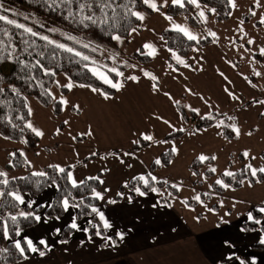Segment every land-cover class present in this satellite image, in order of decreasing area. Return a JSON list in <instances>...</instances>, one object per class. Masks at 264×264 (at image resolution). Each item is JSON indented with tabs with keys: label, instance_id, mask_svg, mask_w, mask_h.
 <instances>
[{
	"label": "rangeland",
	"instance_id": "374dc122",
	"mask_svg": "<svg viewBox=\"0 0 264 264\" xmlns=\"http://www.w3.org/2000/svg\"><path fill=\"white\" fill-rule=\"evenodd\" d=\"M156 3L159 6L164 3V0H156ZM228 3L231 11L226 21H217L215 15L207 8L204 10L208 16V23L198 22L200 29L191 27L183 16L181 19L192 32L202 39L208 37L213 42V37L209 33L214 32L219 38L214 43L218 44L224 50L225 55L238 65L244 77L251 78L256 87H252L246 80V85L249 88L245 84L239 85L242 90V96L239 98L246 100L248 104L241 106L240 101L239 104L222 114L224 118L212 115L216 121L210 128L195 131L190 129L177 139L161 140L162 143L156 142L135 148L132 141L139 137L136 134L139 121L133 109L127 105L122 89L120 91L114 89V93L106 94L109 98L105 99L104 95H101L104 92L101 90L93 92L90 87H73L71 90L66 87H58L57 81L60 85L69 82V77L58 74L54 84L48 90L51 95L48 96L50 102L47 105L33 97L26 98L27 109H31L28 123L30 122L34 127L43 131V137L36 136L38 141L31 148L23 140L5 139L0 136V170L6 171L8 178L11 179L12 177L25 176L33 171H45L49 165H60L66 169L72 166L68 170L72 172L78 183L89 179V177H99V180L103 181V183L99 182L97 190L103 194V199H98L101 201H111L117 196L126 197L130 192H136L135 189L139 188L138 184L132 187L133 183L139 181L144 185L143 181L137 179L138 177L144 176L149 181L154 176L156 177L154 182L165 183L167 181L165 184L170 187L173 184L179 185L180 190L175 188L176 194L174 195L163 193L162 190V198L170 199L174 204L183 202L188 206L187 213H190L191 216L199 215L203 220L199 225L204 228L212 227L215 222H221L222 219L223 221L241 220L246 218L252 209L258 210V208L264 207V184L253 182L252 187H248L247 184L237 187L231 185L235 191H225L215 184L216 179L224 180L222 174L225 170L239 173L246 169L247 164L264 167V106L259 103L262 101V94H264V77H257L253 74V69L264 73V56L260 55V49L264 48V25L259 23L260 19L264 17V0H259L260 7L255 6L256 0H235V8L231 6L232 0H228ZM169 5H172L171 0H168ZM167 7H163L160 12H154L153 16L140 11L145 14V20L140 29L144 31L143 34L152 45H155L156 36L161 40L160 28L161 30L170 28L169 21L161 14H165ZM191 7L196 16L199 9L192 5ZM251 11H255L256 15H251ZM0 15L70 47L71 45L67 43L69 40L65 39L61 33L74 35L84 42L90 41L43 16L6 0H0ZM196 18L199 21V17ZM240 21H243L242 25ZM53 28L57 31H50ZM136 35L134 34L130 38L128 47L123 48L125 53L116 45L115 47H104L120 53L121 60L117 62L118 64L126 60L137 66V59L134 58V55L141 54L136 50L137 53L135 52L133 56L129 55L133 48L137 47L134 46L138 40ZM249 39L255 43L249 45L247 43ZM84 50L78 51L94 58L101 65L115 66L110 59H107V53ZM253 60L257 62L252 63ZM127 68L129 67H120L119 70ZM109 76L114 82L120 79V77H115L114 73H109ZM61 98L67 100L68 104H60ZM54 102H58L59 106L56 107ZM73 105H78L79 111L74 109ZM57 108H59L58 111ZM218 123L219 126H217ZM232 125L240 129L239 137L232 131ZM188 128L187 125L185 130ZM89 131L92 133L91 135L86 134ZM115 147L120 151L108 152ZM173 147L177 149L175 154L172 153ZM94 150L106 152L99 153L100 155L94 159L84 162L85 155L94 152ZM245 152L256 159H246L243 155ZM9 153H19L20 155L23 153L21 155L23 164L20 168L8 167L9 161L12 162L14 158H18L16 155L14 158L11 157ZM125 153H129V155H125ZM167 154H170L171 157L169 163L165 165L162 158ZM202 154L210 157L215 156L217 159L202 163L197 159ZM157 159L161 161L160 165L155 163ZM26 160L31 162V168L28 167ZM209 166L215 167L216 173L209 172ZM243 179L247 180L251 177L247 176ZM210 185L211 187H209ZM171 196H175L177 199H173ZM196 196L200 197V202L195 200ZM39 199H35L37 204L43 203L39 202ZM234 201H240V203L234 204ZM226 213H230V215H225ZM64 219L67 218L64 217Z\"/></svg>",
	"mask_w": 264,
	"mask_h": 264
},
{
	"label": "crops",
	"instance_id": "0c3cea01",
	"mask_svg": "<svg viewBox=\"0 0 264 264\" xmlns=\"http://www.w3.org/2000/svg\"><path fill=\"white\" fill-rule=\"evenodd\" d=\"M153 14L154 12L151 11L150 15ZM172 18L178 24L186 25L181 16ZM159 31L161 34L163 30L160 28ZM143 33L141 29L136 35L139 43H135L134 46L137 47L133 48L130 56L137 53L138 49L148 51L141 47L149 43ZM132 36H128L123 44L114 41L116 47H120L124 52L123 48L128 47ZM154 44L158 54L155 58L147 55L150 59L149 63L137 60L138 65L135 68L122 70L125 77L130 75L139 77V82L126 81L122 88L127 105L133 109L139 121L138 130L135 128L138 131L137 135L151 134L155 141L161 142L164 137L177 132L165 125L163 120H168L175 128L185 129L189 125L179 113L173 100H169L164 95L165 92L179 101L186 112L189 109L184 107L185 105L199 109L200 117L208 113L225 114L240 103L242 90L239 85H246V81L238 65L225 55L218 44L211 42L198 48L199 51H193V48L185 58L180 56L191 66L188 68L178 64L171 57L163 39L160 40L156 36ZM172 68L177 71H172ZM144 72L158 78L159 92L153 91L152 84L156 82L144 76ZM220 73L224 75L221 76ZM246 86L249 88L248 85ZM225 88L239 99H231ZM186 89H190L195 95L189 94ZM200 96L208 99L213 107L209 109L199 98ZM262 104L264 106V103ZM156 116L162 117V120H157ZM112 151L120 150L115 147L108 152ZM105 152L94 150L85 155L84 162ZM55 191V186L48 187L39 196L33 198L27 195L25 199L40 198L38 201L43 203L37 205L51 204ZM161 193L162 191L150 189L143 196L137 191L126 197L117 196L111 200L115 203L98 200L93 207L99 209L112 225L111 228L104 229L99 216L92 212L101 230L100 236L96 233L88 234L87 227L95 226L96 223H93L91 218H85L76 221L81 230H73L67 243H60L61 240L55 230L59 229L61 232L69 226L75 208L64 212L59 220L53 218L47 224H36L33 228L23 231L22 237L26 235L34 242L46 238L52 251L47 252L44 257L30 253L27 260L23 259L15 264H239L240 260L245 261V264H251L253 260L256 264H264V248L256 249V246L264 247L259 243V240L264 238V213H261L260 228L250 232L241 231L242 224L248 222L247 217L226 223L215 222L214 226L204 228L199 225L203 221L199 215L191 216L186 212L188 206L183 202L174 204L170 199L162 198ZM163 193L174 195L167 191ZM171 197L177 199L175 196ZM42 211L39 213L43 214ZM120 235H123V240L119 238ZM52 241L56 243L52 244Z\"/></svg>",
	"mask_w": 264,
	"mask_h": 264
},
{
	"label": "snow or ice",
	"instance_id": "6c2138e0",
	"mask_svg": "<svg viewBox=\"0 0 264 264\" xmlns=\"http://www.w3.org/2000/svg\"><path fill=\"white\" fill-rule=\"evenodd\" d=\"M46 4L49 3V0H44ZM75 2L78 5V10L76 12H73L71 10V5ZM141 2L147 6V8L151 9L153 12H160V9L163 7L168 6V0H164V3L161 5H157L156 0H141ZM137 0H59V4H57V0H51V4L49 6L51 7L52 4H56L59 6L60 4L67 5V16L66 19H70V22L75 23L83 27L84 29H88L89 27H96L99 28L101 31H103L106 35L111 36V39L115 41L117 44H123L126 37L120 35V34H114L112 29H119V22L121 20H129L130 17H134L137 21H140L141 24H143L145 20V14L136 11ZM172 6L178 7L180 9H185L186 5H192L196 9H199V11L196 13V16L193 17V19H196V17H199V23L207 24L208 23V16L205 14V10L211 12L213 15L216 14L215 9L208 8L207 4H202L201 0H171ZM231 6L233 8L236 7L235 0H232ZM256 7H260L259 0H256ZM97 12L99 14H97ZM122 13V15H121ZM164 15V18L169 21L170 28L167 30L175 31L177 33L182 34L188 41H194L197 44L201 42L202 37L198 36L194 32H192L186 25L178 24L176 23L172 16L166 15L164 13H161ZM251 15L255 16L256 12L251 11ZM27 19V17H25ZM185 20H187V16H185ZM0 21H5L6 23L10 25H14L15 28L21 29L23 34L30 35L33 38H38L40 40H43L46 42V45L53 47L54 49L60 50L64 53H68L73 57L79 58L77 62L80 61H88L92 67L89 68V71L92 72L93 76H95L97 79L101 80L104 84L108 85L109 87L115 89L116 91H120L124 87V83L126 81H133V82H139V77L135 75H130L125 77L124 72L120 71V67H129V68H135V65L130 64L128 61H122V63H117L121 60L120 53L115 50H109L108 48L95 43L94 41H88L84 42L83 40L77 38L74 35L68 34V33H61L65 37V39L71 41L74 44H79L81 48L88 49L91 52H100V53H107V59H110L115 65L114 67H107L105 65L99 64L94 58H90L88 55L83 54L81 51L76 50L73 47H70L64 43H60L57 41H54L50 39L47 35H43L40 33H37L32 28L27 27L23 24L16 23L12 20L7 19V17L0 15ZM111 21V23H110ZM130 23V20H129ZM260 24L264 25V17H262L259 21ZM240 24H243V21H240ZM52 32H56L57 29H50ZM122 31L127 32L128 36H132L134 34H139L137 27H126ZM241 31L243 29L241 28ZM213 37V42L218 40L219 38L216 36L214 32L209 33ZM7 35V33H5ZM9 38V43H10ZM163 39V37L161 38ZM23 43L27 46L23 51H27L28 47H33L35 44V40H33L31 43L24 39ZM235 43V41H233ZM249 45L255 43L253 40L249 39L247 41ZM142 49H147V52L142 51L141 49H138L137 51L141 55H149L155 58V56L158 54L157 50L154 45L150 43H145L142 46ZM246 51H251L250 49H245ZM5 51L4 47V40L0 39V53ZM171 53V57L176 60V62L186 68L191 67L189 64L185 62L184 59H182L180 56L176 54L175 51H172L169 49ZM193 51H199L198 48H194ZM15 53V48L12 49V51L8 52V56L12 57ZM39 56H43V53H37ZM254 55V54H253ZM260 55L264 56V48L260 49ZM52 58L55 59V54L52 55ZM17 60H19V57H16ZM22 64H24L25 67H29V70L31 68H39L41 71H43L44 75L46 76H56V72L52 69L45 68L39 60L36 62V64L29 66L28 64L24 63L23 61H20ZM257 61L253 60L252 63H256ZM87 67V65H85ZM234 66V65H233ZM171 68V65H169ZM235 67V66H234ZM172 71H177V69L172 68ZM109 73H114L115 77H120L122 79L114 80L110 78ZM144 76L148 77L150 80L155 81L156 83L152 84V89L154 92H159L160 88L158 87V78L155 75H152L151 73L144 72ZM253 74L257 77H264V73H261L259 71H256L253 69ZM221 76H223V73H220ZM225 79H227L225 77ZM244 79L248 81V83L252 87H256L255 84L247 77L245 76ZM58 87H66L69 90H71L73 87H80V88H86L90 87L86 84H74L70 79L69 82L60 85L57 81ZM14 93H17V90L15 88L12 89ZM91 91L97 92L98 89L91 88ZM186 91L189 92L191 95H195V93L191 92L190 89H186ZM4 92V89L0 88V94ZM225 92L227 95L233 99H239L236 97L228 88H225ZM18 94V93H17ZM48 95H51V93H48ZM101 95H104L105 99H108L109 97L106 94L101 93ZM166 97H168L169 100H173L175 105H179V101L174 100V98L167 92L164 93ZM202 101H204L205 105L209 109L213 107L211 103H209L208 99H206L203 96L199 97ZM55 99V97H53ZM62 105H67L68 101L61 98L59 101ZM259 103H264V101H259ZM184 107H187L189 111L196 113L197 115H200V111L197 108H193L190 105H185ZM73 108L79 111L78 105H73ZM29 115H31V109H28ZM22 119V117H19ZM157 120H162V117L156 116ZM202 119L212 120L214 117L211 113H208L207 115H204L201 117ZM229 119H234L232 117H228ZM11 123V121H9ZM65 123H68L65 121ZM163 123L167 125L169 128L173 129V131H185L183 128H175L174 125H172L168 120H163ZM219 126V123L217 124ZM15 127V125H13ZM25 127L31 130L32 133L35 134L37 137H43L44 133L40 129L34 127L30 122L26 123ZM232 131L236 134L237 137L240 135V129L236 127L235 125H232ZM59 132V130H57ZM87 135H91L92 133L89 131L86 133ZM195 134V133H192ZM251 135V133H248ZM5 139H10V137H4ZM75 139V137H74ZM141 141H146L149 143H156L157 141L154 140V137L151 134H144L141 133L139 137L132 141L133 144H140ZM27 143V141H24ZM162 143V141H161ZM177 152V149L173 147L172 153L175 154ZM95 153H93L94 155ZM11 157H15V153H9ZM23 155V153H21ZM114 155V154H113ZM125 155H129V153H125ZM244 157L246 159L251 158L253 160L256 159V157H250V154L248 152L243 153ZM197 159L200 162H205L209 160H215L217 159L215 156H207V155H200L197 157ZM123 162V161H121ZM26 163L28 164V167L31 168V162H28L26 160ZM155 163L157 165L161 164V161L159 159L155 160ZM9 167H15L14 164H12L11 161H9ZM58 175H61V178L66 179L70 184L71 188L73 189H79L82 185H84V181H80L79 183L77 180L73 177L72 172L68 169L61 167L60 165H49ZM72 167V166H69ZM208 171L211 173H216L217 169L215 167L209 166ZM150 175V174H149ZM193 175H196V173H193ZM224 177H229L232 179H235L237 176V173H234L232 171L225 170L222 174ZM243 175L250 176L251 179H239L236 182L239 183L241 186H244L247 184L248 187L253 186V182L264 184V167H254L252 164H247L246 169L243 171ZM31 177H43L46 180L51 179L52 183L48 185L49 187L55 186L57 191L62 192V199H60L57 203V207L61 208L64 212H68L70 208H79L83 205V199L77 200V198L73 195L72 191L68 189H61V187L57 184V181L55 177H49L48 173L45 171H33L30 173ZM0 208H4L7 206L8 209L11 211H8L7 215L0 214V230H2V238L3 240L11 241L14 249L19 254V257L27 260L29 258V253L31 254H38L40 257H44L47 252L52 251V247L49 243V241L46 238H40L38 241H35L32 238H29L28 236H23V229L21 227L22 221H28L29 223H36V224H47L50 219H53L52 216H50L47 213L40 214L38 209L39 208H51L53 207L52 204L47 205H37V201L35 199H25V196L30 195V193H22L21 190L18 187H10V185H14L16 180L23 181L25 183H36L37 190L40 188V182L39 181H31L29 177H12L11 180L8 178V174L6 171L0 170ZM89 179L99 180V177H89ZM140 181H143L145 187H149V181L144 176H140L137 178ZM152 181L156 180V177H151ZM100 183H103L102 180H99ZM167 183V181H165ZM216 185H219L221 188H223L225 191H235V189L232 188L230 183H226L223 179H216L215 181ZM172 187L176 188L178 191L180 190L179 185L173 184ZM211 187V185L209 186ZM152 191H156L155 188H151ZM135 191L138 192L139 195L143 196L145 195L144 192L140 191L139 188L135 189ZM92 196L94 199H103V194L96 191L95 189H92ZM10 198V200L8 199ZM195 200L197 202H200V197L196 196ZM109 203H115V201H109ZM222 203V202H221ZM235 203H240V201H234ZM212 211L211 209H209ZM91 211L93 213H96L99 216L100 221L103 223L104 229H109L112 227V225L105 219V216L102 212L99 211L96 207H92ZM258 211L261 213H264V207L258 208ZM225 215H230V213H226ZM54 219L59 220L60 217L56 216ZM248 221L254 223V224H261V220L257 219L253 216L251 212L247 215ZM222 223H226V221H221ZM69 228L80 231L79 225L76 223L75 217L72 218V222L69 224ZM255 230V229H253ZM57 235H59L60 230H55ZM241 231H246V229H241ZM97 236H100L99 230L96 232ZM13 237H22V239H14ZM121 240H123V235H120L119 237ZM107 239V238H106ZM56 241H52V244H55ZM60 243L66 244L67 240H61ZM259 243L264 245V238H261L259 240ZM8 248H0V253H7ZM239 264H245V261L240 260ZM251 264H256V261L253 260Z\"/></svg>",
	"mask_w": 264,
	"mask_h": 264
},
{
	"label": "trees",
	"instance_id": "16d2710c",
	"mask_svg": "<svg viewBox=\"0 0 264 264\" xmlns=\"http://www.w3.org/2000/svg\"><path fill=\"white\" fill-rule=\"evenodd\" d=\"M10 3L16 4L20 7H23L27 10H30L40 16L47 18L48 20L57 23L58 25L79 34L90 41H94L103 46L107 47H115L114 41L111 39V36L106 35L103 31L96 27H89L88 29H84L78 24L70 22V19H66L67 16V5L60 4L57 6L56 4H51V0L46 4L44 0H6ZM202 4H207L209 8L215 9V19L217 21L223 22L228 20L230 14V6L228 0H201ZM57 4H59V0H57ZM71 10L76 12L78 10V5L73 2L71 5ZM136 11H143L148 14L151 13V10L144 5L141 0H137ZM97 14H99L97 12ZM165 14L176 17V16H187L188 24L196 29H200V24L196 19H193L195 13L191 5H186L185 9H180L178 7H174L169 5L165 9ZM122 15V13H121ZM130 20V23H129ZM129 20H121L119 22V29H112L114 34H120L124 37H128L127 32L122 31L124 28L128 27H137L138 31H140V21H137L134 17H130ZM111 23V21H110ZM259 25V24H258ZM7 33V35H5ZM161 38L163 37V41L165 42L168 49L175 51L177 55L185 58L187 57L193 48H200L210 44L212 41L208 37H204L199 44L194 41H188L186 37L182 34L177 33L171 30H163L161 31ZM9 38L10 43H9ZM0 39L4 40L5 51L0 53V88L4 89V92L0 94V136L10 137L12 140H23L27 141L26 145L28 147L33 148L38 141V138L31 133V131L25 127L26 123L29 120V113L27 109V97H33L41 101L44 105H47L50 102V98L48 97V90L54 84L55 77L58 74H64L69 79L76 84H86L89 85L90 88H96L101 90L106 94H113L114 89L109 86L103 84L98 79H96L89 68L91 64L88 61H80L79 58L73 57L68 53H64L60 50L54 49L51 46L46 45V42L40 40L38 38H33L30 35H26L22 33L21 29L15 28L14 25H10L5 21H0ZM27 39L30 43L35 40V44L33 47H28L27 51H23L27 46L23 43V40ZM71 47L85 51L80 46L73 45L69 41L67 42ZM15 48V53L12 57L8 56V52L12 51ZM37 53H43V56L37 55ZM55 54L56 58L53 59L52 55ZM19 57V60L16 57ZM134 58L138 61L149 63L150 59L147 55H134ZM39 62L45 67L52 69L56 72V76H46L43 71L39 68H31L25 67L20 61L28 64L29 66L36 64ZM87 65V67L85 66ZM251 80V78H249ZM15 88L17 93H14L12 89ZM262 98H264V94H262ZM241 106L248 104L246 100H241ZM55 106L58 107L59 103L54 102ZM177 109L181 116L184 118L187 124H189V128L185 131H177L174 132L162 139V141H167L170 139L179 138L184 132H187L190 129L199 130L203 128H210L214 125L217 118H224V115H214V119L207 120L198 117L194 112L186 113L185 109L179 104L177 105ZM59 108H57V111ZM19 117H22L20 119ZM11 121V123H9ZM15 125V127H13ZM25 143V142H24ZM149 145L148 142L141 141L140 144H135V148L144 147ZM16 157L14 158L12 163L15 167L20 168L22 166L21 155L16 153ZM170 154L165 155L162 158V161L165 165H167L170 161ZM195 165V164H193ZM154 164L152 165V167ZM9 167V166H8ZM69 169V167H67ZM45 172L48 173L49 177H55L57 184L61 187V189H68L72 191L73 195L79 199H83V205L79 208H75L74 217L77 222L84 220L85 218H91L93 223L95 221L94 215L91 211V208L97 204L98 199H94L92 196V189L96 191L99 188V180L94 179H86L84 180V185H82L79 189L71 188V184L66 180L61 178V175H58L51 167H46ZM24 177H29L31 181H39L40 188L37 190L36 183H25L20 180H16L14 185H10V187H18L22 193H30V197H37L44 192L46 188H48L52 181L51 179H45L43 177H31L30 173L25 175ZM247 176L243 175V170L237 173L235 179L224 177V181L226 183H230L231 185L237 187L240 184L236 181L241 178H246ZM250 178V176H248ZM2 179V178H0ZM11 180V179H10ZM138 184L139 188L142 192H147L151 188H155L156 191H167L171 194H176V189L170 187L169 185L163 183L162 181L154 182L149 179V187H145V185L141 184L139 181L132 184L134 187ZM2 187V186H0ZM221 189V188H220ZM219 189V190H220ZM133 195V192H130ZM119 197V196H118ZM10 200V198H8ZM62 199V192L55 191L51 204L53 207L51 208H39L38 211H42L43 214L47 213L53 218L59 216L63 217L64 211L57 207L58 201ZM10 209L5 206L4 208H0V214L7 215ZM254 217L257 219H261L262 215L257 209H252L250 211ZM36 223H29L28 221H22L21 227L23 231L33 228ZM243 229H246L247 232L253 231V229H259L260 226L254 224L250 221L242 224ZM88 234L94 235L97 230L101 232L98 228L97 223L95 226L87 227ZM73 229L69 228V226L62 229L59 234L60 240H67L72 234ZM0 236H2V230H0ZM14 239H20L19 237H13ZM0 248H8L7 253H0V264H15L23 260L19 257V254L14 249L11 241L3 240L0 238ZM263 246H256V249H263ZM30 255V253L28 254Z\"/></svg>",
	"mask_w": 264,
	"mask_h": 264
}]
</instances>
